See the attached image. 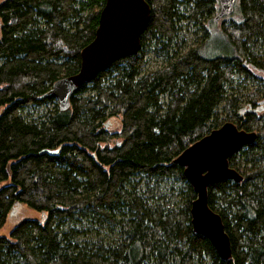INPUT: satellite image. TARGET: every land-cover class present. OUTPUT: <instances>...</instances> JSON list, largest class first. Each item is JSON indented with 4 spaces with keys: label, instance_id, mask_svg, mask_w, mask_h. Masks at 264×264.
Returning <instances> with one entry per match:
<instances>
[{
    "label": "trees",
    "instance_id": "trees-1",
    "mask_svg": "<svg viewBox=\"0 0 264 264\" xmlns=\"http://www.w3.org/2000/svg\"><path fill=\"white\" fill-rule=\"evenodd\" d=\"M146 2L140 53L80 87L64 111L47 95L79 72L106 0L0 4V184L9 181L0 229L15 207L42 215L0 237V264H264V112L239 115L242 104L264 103V0H238L213 47L203 24L216 23L218 0ZM186 22L207 43L178 49ZM151 50L163 68L146 71ZM50 103L43 115H23ZM226 122L257 134L229 159L244 180L208 190L231 240L228 260L194 232L197 195L175 163Z\"/></svg>",
    "mask_w": 264,
    "mask_h": 264
},
{
    "label": "water",
    "instance_id": "water-1",
    "mask_svg": "<svg viewBox=\"0 0 264 264\" xmlns=\"http://www.w3.org/2000/svg\"><path fill=\"white\" fill-rule=\"evenodd\" d=\"M218 2L219 11L214 17L216 23L231 16L236 5V0ZM150 13L146 0H106L95 38L81 52L79 72L56 81L47 96L55 98L62 111L67 110L72 95L80 87L92 82L114 62L138 55ZM261 111H264V103L256 109L244 107L239 115ZM256 139L255 132L240 130L235 124L226 122L188 147L175 160L184 169V176L197 195L191 205L193 230L209 239L224 260L232 257L231 240L222 217L209 206L208 190L221 182L241 183L244 180L236 169L230 167L229 159ZM21 206L15 207L12 212Z\"/></svg>",
    "mask_w": 264,
    "mask_h": 264
},
{
    "label": "rangeland",
    "instance_id": "rangeland-1",
    "mask_svg": "<svg viewBox=\"0 0 264 264\" xmlns=\"http://www.w3.org/2000/svg\"><path fill=\"white\" fill-rule=\"evenodd\" d=\"M4 0H0V4L3 2ZM238 6H239V2L238 0H236V5H235V10L232 16H229L231 18H233L234 16H236V14L238 13ZM228 17V18H229ZM228 18H224L223 20H221L218 23H214V25H212L211 23H204L203 26L207 28L208 32L210 34H214L210 46H214L216 41L218 40V37L215 36L216 35H220L221 31H220V24H222V22H228ZM184 29L182 31V33L180 34L179 37H177V41L180 44V46H178V49H186L188 50L189 48L192 47H196V46H201V44L203 43H207V41L202 37L203 35V31H198L199 27L194 26L193 23H189L186 22L184 24ZM147 64H146V71H155L158 69L163 68L164 66V59L163 57L159 56L158 54H156L155 52H153L152 50L148 53L147 55ZM248 88H251L252 84H247ZM242 90L244 93L247 91L246 90V86L240 87V89H238V91ZM56 103L57 100H56ZM245 104H242V107H245ZM53 108V104H48L42 107H33L31 109L26 110L23 115L24 117L28 118V119H33L34 117H38L39 115H43L47 112H49L51 109ZM3 108L0 109V114L2 113ZM222 111V110H220ZM263 113V112H262ZM226 115H222L221 119H225ZM114 119V120H113ZM110 125H111V131L116 133L119 132L122 129V116L119 117H112L110 119ZM9 182V181H7ZM7 182H3L0 184V187L7 184ZM179 186L181 187L182 184H179ZM180 201V198H174L172 203L177 205ZM39 219L42 218L41 213H39L36 210H33L27 206H23L21 208L16 209V211L13 213L11 212L7 218V222L4 225L3 228L0 229V237L6 236L8 237L12 230L24 219Z\"/></svg>",
    "mask_w": 264,
    "mask_h": 264
},
{
    "label": "flooded vegetation",
    "instance_id": "flooded-vegetation-1",
    "mask_svg": "<svg viewBox=\"0 0 264 264\" xmlns=\"http://www.w3.org/2000/svg\"><path fill=\"white\" fill-rule=\"evenodd\" d=\"M262 112H264V111H261V112H259V113H262Z\"/></svg>",
    "mask_w": 264,
    "mask_h": 264
},
{
    "label": "bare ground",
    "instance_id": "bare-ground-1",
    "mask_svg": "<svg viewBox=\"0 0 264 264\" xmlns=\"http://www.w3.org/2000/svg\"><path fill=\"white\" fill-rule=\"evenodd\" d=\"M114 120V119H113Z\"/></svg>",
    "mask_w": 264,
    "mask_h": 264
}]
</instances>
